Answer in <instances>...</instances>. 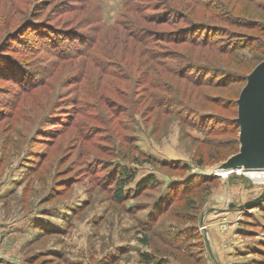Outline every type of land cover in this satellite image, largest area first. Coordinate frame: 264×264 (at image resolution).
<instances>
[{"label": "rangeland", "instance_id": "rangeland-1", "mask_svg": "<svg viewBox=\"0 0 264 264\" xmlns=\"http://www.w3.org/2000/svg\"><path fill=\"white\" fill-rule=\"evenodd\" d=\"M226 4L232 13L224 18ZM239 9L238 0H0L5 264H143V252L166 264H264V198L240 207L264 194V182L251 171L215 175L240 151V126L214 137L224 147L202 144L200 125L214 124L202 113L237 123L238 112L212 105L182 120L145 113L142 45L134 41L187 34L194 24L204 39L225 30L214 49L233 42L239 53L216 65L241 80L255 58L264 60V35ZM246 83L211 88L210 96L232 101ZM122 168L134 181L118 201Z\"/></svg>", "mask_w": 264, "mask_h": 264}, {"label": "trees", "instance_id": "trees-1", "mask_svg": "<svg viewBox=\"0 0 264 264\" xmlns=\"http://www.w3.org/2000/svg\"><path fill=\"white\" fill-rule=\"evenodd\" d=\"M246 1L251 2V8L245 5V0H238L240 4L239 15L241 17H247V14L251 13L248 19L243 23L256 32L264 35V22L261 20L264 14L259 12L261 10V1ZM167 9L170 11L174 10L170 7H167ZM224 9V16H222L227 18L232 12H228L227 4ZM159 18L160 21H165L164 19H166L163 17ZM199 28L198 25L194 24L186 28L187 34H182V31L176 32L175 34L174 32L158 33V35H156L158 38L153 41L151 38L145 36L134 37V41L137 40L138 43L142 45L141 50L137 54H139V57L141 56L140 64L143 66L140 70L142 73L140 77L144 82V89L146 91L144 94V105L147 108L145 113L150 112L151 115L157 112L158 118L172 115L182 120L187 118V111L197 113L201 110L209 109V107H213L212 105H214L223 111L231 112L234 117L237 116L238 91L231 101L224 98L225 96L211 98L209 89H230V86L233 84L247 82V76H243L241 80L233 78L239 71L228 70L229 68L221 70V66L216 65V60H218L220 64L231 65L230 58L226 59L225 57L237 55V53H239L238 47H240L241 44L236 46L232 44L233 42H228L229 44H226L223 49L221 48V50H218L215 48V50L214 45L217 44V39L226 40V36H223V33H221L222 29H218L214 32L213 37L217 36L216 39H204L196 33ZM222 32H225V30ZM157 41H163L168 44L173 43L174 45H193L200 47L201 51L195 53L197 50L194 48L176 51L171 48V46L163 47L160 44H157V49L159 50H155L153 47H156ZM260 48L264 49V44H261ZM261 56L255 58V66L263 60ZM246 73L247 71H244L243 74ZM212 75H215L218 79H214L213 77L210 78ZM13 77L15 78V76ZM199 117H201L203 123L207 120L214 123L209 126H206L205 123L200 125L207 134L202 144L208 146L209 149L224 147L220 140L214 137L227 133L229 131L228 125L233 129H239V125L233 119L219 114L202 113ZM117 174L118 179L114 184L115 198L118 201H122L125 197L124 187L127 186L128 181H134L133 173L126 168H122L118 170ZM153 183L154 181L151 182V184ZM47 234H54V232L50 231ZM141 257L143 264H166L163 259H154L153 256L146 252L141 253Z\"/></svg>", "mask_w": 264, "mask_h": 264}, {"label": "water", "instance_id": "water-1", "mask_svg": "<svg viewBox=\"0 0 264 264\" xmlns=\"http://www.w3.org/2000/svg\"><path fill=\"white\" fill-rule=\"evenodd\" d=\"M237 103L241 148L221 167H232V172L264 170V60L251 72ZM263 198L264 194L240 207L255 206Z\"/></svg>", "mask_w": 264, "mask_h": 264}, {"label": "bare ground", "instance_id": "bare-ground-1", "mask_svg": "<svg viewBox=\"0 0 264 264\" xmlns=\"http://www.w3.org/2000/svg\"><path fill=\"white\" fill-rule=\"evenodd\" d=\"M237 170H240L239 168H236ZM234 169V170H236ZM233 168L229 167V166H224L221 168H218L216 170L217 174H219L220 176H222L223 178L227 177L228 174H230L232 172ZM252 175V178H254L255 180H257L258 182H264V170H260V171H251L249 172Z\"/></svg>", "mask_w": 264, "mask_h": 264}, {"label": "crops", "instance_id": "crops-1", "mask_svg": "<svg viewBox=\"0 0 264 264\" xmlns=\"http://www.w3.org/2000/svg\"><path fill=\"white\" fill-rule=\"evenodd\" d=\"M54 248H56V247H54ZM3 256H4V255H3ZM3 256H0V257H2V258H3ZM8 260H10V259H9V258H8V259H5V260H4V259H3V260H2V259H0V262H2V263H0V264H5V263H6V261H8ZM13 261H14V260H13ZM14 263H15V264H25L24 262H22V263H21V262H19V263L17 262V263H16L15 261H14Z\"/></svg>", "mask_w": 264, "mask_h": 264}]
</instances>
